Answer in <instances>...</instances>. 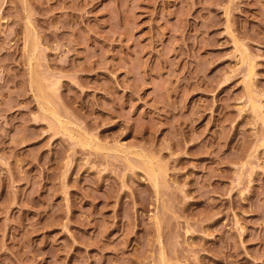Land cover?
I'll use <instances>...</instances> for the list:
<instances>
[{
	"label": "rangeland",
	"instance_id": "rangeland-1",
	"mask_svg": "<svg viewBox=\"0 0 264 264\" xmlns=\"http://www.w3.org/2000/svg\"><path fill=\"white\" fill-rule=\"evenodd\" d=\"M0 264H264V0H0Z\"/></svg>",
	"mask_w": 264,
	"mask_h": 264
},
{
	"label": "bare ground",
	"instance_id": "bare-ground-1",
	"mask_svg": "<svg viewBox=\"0 0 264 264\" xmlns=\"http://www.w3.org/2000/svg\"><path fill=\"white\" fill-rule=\"evenodd\" d=\"M243 56V55H242ZM244 60H246V59H244ZM252 63V62H251ZM254 63V62H253ZM254 71V70H253ZM253 74V73H252ZM251 75V74H250ZM252 77V76H251ZM55 115V114H54ZM89 141V140H88ZM88 144H89V142H88ZM90 145V144H89ZM92 145V144H91ZM140 154V153H139ZM144 156H146V155H144ZM143 158V157H142ZM145 158V157H144ZM153 164V163H152ZM150 165V164H149ZM154 166V165H153ZM153 168V167H152ZM148 169V168H147ZM152 170V169H151ZM154 170V169H153ZM155 172H156V170H154ZM155 175H156V173H155ZM158 177V176H157ZM156 177V178H157ZM157 180V179H156Z\"/></svg>",
	"mask_w": 264,
	"mask_h": 264
}]
</instances>
